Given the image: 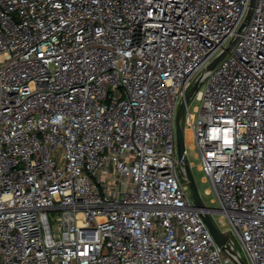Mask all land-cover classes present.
Masks as SVG:
<instances>
[{
  "label": "built area",
  "instance_id": "built-area-1",
  "mask_svg": "<svg viewBox=\"0 0 264 264\" xmlns=\"http://www.w3.org/2000/svg\"><path fill=\"white\" fill-rule=\"evenodd\" d=\"M252 1L0 0V264H264ZM196 83L185 112L219 209L197 207L178 153Z\"/></svg>",
  "mask_w": 264,
  "mask_h": 264
},
{
  "label": "rangeland",
  "instance_id": "rangeland-1",
  "mask_svg": "<svg viewBox=\"0 0 264 264\" xmlns=\"http://www.w3.org/2000/svg\"><path fill=\"white\" fill-rule=\"evenodd\" d=\"M191 113L194 116V122H197L200 116V110L202 108L203 102L192 98L189 102ZM188 111L185 112L183 117V127H185V139H186V148L188 152V162L191 167V172L196 180L199 192L201 194L202 200L206 206L210 208L219 209L220 203L218 201L217 194L214 190L213 184L211 180L206 176V173L201 169L202 157L200 154V150L196 144V142L188 141V133L187 130L192 126L188 119ZM193 196V195H192ZM216 225L223 231L227 232L229 229V224L226 223V219L222 217V215L217 212L213 215ZM232 235V232H230ZM238 248H241V243L237 237H235ZM245 261L248 263L246 256H243Z\"/></svg>",
  "mask_w": 264,
  "mask_h": 264
},
{
  "label": "water",
  "instance_id": "water-1",
  "mask_svg": "<svg viewBox=\"0 0 264 264\" xmlns=\"http://www.w3.org/2000/svg\"><path fill=\"white\" fill-rule=\"evenodd\" d=\"M255 5V0L252 1L251 8L248 14V18L251 17V14L253 12V7ZM225 56V52L220 55L211 65H209L208 69H213L217 63ZM198 83L194 86V88L188 93L186 99L181 103L177 116H176V124H177V143H178V153H179V158L183 161L185 172L188 178L189 186L191 189V192L193 194V197L195 199L196 205L199 208L202 209H209L210 207H207L205 203L202 200L201 194L199 192L196 180L191 172V167L188 162V157L186 155V139H185V133H184V127H183V117H184V112L185 108L187 105L188 100L191 98L195 88L197 87ZM211 209V208H210ZM204 219L209 226L216 242L218 243L219 246H223L226 236L223 234L221 229L216 225L211 212L206 211L204 212ZM243 264H246L243 261Z\"/></svg>",
  "mask_w": 264,
  "mask_h": 264
},
{
  "label": "bare ground",
  "instance_id": "bare-ground-1",
  "mask_svg": "<svg viewBox=\"0 0 264 264\" xmlns=\"http://www.w3.org/2000/svg\"><path fill=\"white\" fill-rule=\"evenodd\" d=\"M187 133H188V141H192L193 140V132L191 129H188L187 130Z\"/></svg>",
  "mask_w": 264,
  "mask_h": 264
}]
</instances>
